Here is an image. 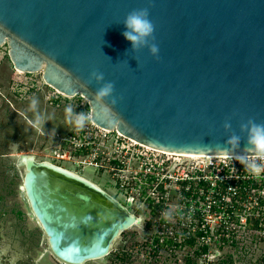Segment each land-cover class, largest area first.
I'll use <instances>...</instances> for the list:
<instances>
[{"label":"water","instance_id":"obj_1","mask_svg":"<svg viewBox=\"0 0 264 264\" xmlns=\"http://www.w3.org/2000/svg\"><path fill=\"white\" fill-rule=\"evenodd\" d=\"M142 8L159 59L122 35L125 17ZM5 44L15 70L41 72L56 92L87 101L93 125L152 150L216 156L228 148L238 156L248 139L240 124L264 122V0H0ZM93 71L114 82L116 105L95 100L102 85L90 82ZM233 134L234 150L226 143ZM15 165L29 215L66 264L108 256L135 223L131 200L122 206L34 156Z\"/></svg>","mask_w":264,"mask_h":264},{"label":"rangeland","instance_id":"obj_2","mask_svg":"<svg viewBox=\"0 0 264 264\" xmlns=\"http://www.w3.org/2000/svg\"><path fill=\"white\" fill-rule=\"evenodd\" d=\"M7 51L6 44L0 46V264H66L52 254L45 234L29 215V205L20 191L23 168L15 165L21 154L34 155L39 162L50 161L84 176L125 207L131 200L126 208L141 222L116 239L108 256L84 264H264L262 231L235 227L219 235L216 231L222 226L208 217L210 229L204 235L198 227L182 225L172 217V209L178 208L173 200L170 212H153V207L129 196L134 191L121 188L124 181L120 178L131 181L136 165L131 163L129 170L117 178L106 160L117 158L112 155L114 131L107 134L108 142L103 147L96 142L93 150L72 143L74 134L82 138L87 129L92 130L91 122L84 130L75 131L66 123L65 108L71 104L78 113H90L87 101L79 95L65 97L56 92L43 82L41 72L16 71ZM33 98L38 99L39 110L52 117L43 134L28 122L33 118L29 111ZM203 246L206 251H202ZM121 252L126 255L119 260Z\"/></svg>","mask_w":264,"mask_h":264},{"label":"built area","instance_id":"obj_3","mask_svg":"<svg viewBox=\"0 0 264 264\" xmlns=\"http://www.w3.org/2000/svg\"><path fill=\"white\" fill-rule=\"evenodd\" d=\"M91 127L92 130L87 129L82 138L76 134L71 136V142H77L81 149L92 147L93 150L97 147L96 142H101L100 147H103L110 132L92 123ZM114 133L116 145L113 144L112 155L117 158L106 160L117 178L129 170L131 163L136 165L130 174L131 181L120 178L124 181L121 188L134 191L129 196H136L140 202L153 207V211L167 213L173 200V206L178 203V208L172 209V217L182 225L198 227L204 235L210 229L208 217L222 226L216 231L219 235L235 227L253 228L264 233V173L253 176L235 159L236 156L233 159L170 156Z\"/></svg>","mask_w":264,"mask_h":264},{"label":"clouds","instance_id":"obj_4","mask_svg":"<svg viewBox=\"0 0 264 264\" xmlns=\"http://www.w3.org/2000/svg\"><path fill=\"white\" fill-rule=\"evenodd\" d=\"M150 12L148 8L133 10L124 19L123 25L125 31L122 35L126 40L131 42L133 50H139L142 47L147 48L153 57L159 59V46L155 41V26L150 20ZM95 81L102 86L95 92V100L104 104L105 100H110L111 105L117 104V98L114 95L115 84L111 81H105L104 74L99 71H93L90 75V82ZM38 99L33 98L29 104V111L33 113V118L29 120L32 128L40 134L44 133L46 124L51 121L52 117L42 113L38 108ZM66 123L75 131L84 130L86 125L93 119L91 113L77 112L71 104L65 108ZM232 124L225 121V130H230ZM241 131H247L248 139L244 154L235 157L241 165L253 176L258 177L264 173V122L257 123L253 119H249L246 123L240 124ZM55 131V129H53ZM226 143L231 149L240 147V137L233 134ZM216 156L227 159H233L232 152L228 148H219Z\"/></svg>","mask_w":264,"mask_h":264},{"label":"bare ground","instance_id":"obj_5","mask_svg":"<svg viewBox=\"0 0 264 264\" xmlns=\"http://www.w3.org/2000/svg\"><path fill=\"white\" fill-rule=\"evenodd\" d=\"M17 71V70H16ZM18 72H20V71H18ZM22 73V72H21ZM62 95V94H61ZM103 130V129H102ZM104 131H106V132H109V131H107V130H104ZM135 143V142H134ZM136 144V143H135ZM154 151H156V150H154ZM158 153H161V154H166V155H170V156H176V157H187V158H194V159H201V158H214V157H216V156H204V155H185V154H183V155H181V154H171V153H164V152H160V151H158ZM23 157H25V156H27L26 154H21ZM20 156V155H19ZM28 156H34V155H28ZM34 158H35V156H34ZM35 161L36 162H39V161H37L36 160V158H35ZM41 162H45L46 164H50V165H52L53 167H57L59 170H61L63 173H65V174H67L68 176H72V177H77V178H79V179H81V180H84V181H86V182H88L89 184H92V185H94V186H96V187H98V188H100L97 184H95L94 182H92V181H90V180H88L87 178H85L84 176H82V175H80V174H77V173H75V172H73V171H71V170H68V169H66V168H64V167H61L60 165H56V164H54V163H52V162H50V161H41ZM71 178V177H70ZM101 189V188H100ZM101 190H103V189H101ZM104 191V190H103ZM108 196H110L112 199H114L117 203H119V204H121L120 202H119V200L118 199H115L114 198V196H112V195H110L108 192H106V191H104ZM122 206H123V204H121ZM128 210V209H127ZM130 213V212H129ZM131 214V213H130ZM138 217H136L135 216V218H134V224H133V226H135V225H138V222H137V219ZM137 222V223H136Z\"/></svg>","mask_w":264,"mask_h":264},{"label":"trees","instance_id":"obj_6","mask_svg":"<svg viewBox=\"0 0 264 264\" xmlns=\"http://www.w3.org/2000/svg\"><path fill=\"white\" fill-rule=\"evenodd\" d=\"M154 212V211H153ZM207 247L203 246V250L202 251H206ZM118 255V254H117ZM126 254H123V252H121V254H119V256H117V259L121 260L122 257H124Z\"/></svg>","mask_w":264,"mask_h":264}]
</instances>
